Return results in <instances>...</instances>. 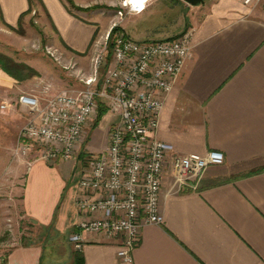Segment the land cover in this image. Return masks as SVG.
Listing matches in <instances>:
<instances>
[{
  "label": "crops",
  "instance_id": "obj_1",
  "mask_svg": "<svg viewBox=\"0 0 264 264\" xmlns=\"http://www.w3.org/2000/svg\"><path fill=\"white\" fill-rule=\"evenodd\" d=\"M42 1L62 42L85 52L109 33L118 18L111 13L122 0H74L84 8L105 7L91 12H71L64 0ZM159 2L149 0L144 11L127 15L120 30L146 41L148 34L132 22ZM165 6L173 23L156 40L191 31L194 53L166 95L155 135L182 155L221 151L224 163L211 165L194 190L169 193L173 179L166 176L164 222L143 227L133 262L126 263L117 255L120 237L86 233L81 250L69 241L79 219L76 159L54 164L40 159L37 150L14 161L10 153L1 155L0 175L24 176V214L45 233L41 244L12 249L6 264H264V169L251 171L264 167V0L254 7L237 0H205L196 6L169 0ZM29 7V0H0V13L12 27ZM0 80L13 84L7 75L0 74ZM19 95L2 111L7 115L3 127L15 126L17 136L26 117L17 116L19 108L26 110L17 103ZM105 118V129L100 124L90 141L96 153L107 146L108 131L118 120L109 113Z\"/></svg>",
  "mask_w": 264,
  "mask_h": 264
},
{
  "label": "built area",
  "instance_id": "obj_2",
  "mask_svg": "<svg viewBox=\"0 0 264 264\" xmlns=\"http://www.w3.org/2000/svg\"><path fill=\"white\" fill-rule=\"evenodd\" d=\"M148 1L122 0L119 21L112 29L127 15L144 11ZM237 1L254 7L263 0ZM109 39L110 32L106 45ZM111 44L110 64L106 66L104 52L94 56L93 75L85 80L84 89H66L47 99L27 93L19 97L30 116L19 131L14 156L24 159L40 149L39 157L49 162L72 160L89 121L101 104L106 105L118 120L110 128L107 146L77 181L79 219L69 240L81 250L86 233L120 237L117 255L132 263L143 227L164 222L161 198L166 176L173 179L169 193L194 190L206 170L224 163L225 157L218 150L182 155L155 135L166 95L193 57L191 31L146 41L118 31ZM8 105L0 104V110Z\"/></svg>",
  "mask_w": 264,
  "mask_h": 264
},
{
  "label": "rangeland",
  "instance_id": "obj_3",
  "mask_svg": "<svg viewBox=\"0 0 264 264\" xmlns=\"http://www.w3.org/2000/svg\"><path fill=\"white\" fill-rule=\"evenodd\" d=\"M64 1L71 12H91L92 10L105 8L99 5L84 8L76 5L74 0L71 4L67 0ZM168 1L162 0L138 20L132 22V26H135L139 32L148 34L147 40L159 39L157 34L172 25L173 14L166 11L165 6ZM116 6L115 13H111V16L117 15V11L121 9V1ZM22 15L18 25L12 27L5 23L0 13V56L28 65L32 72L28 70L25 73L29 76L21 79L4 70L3 63H1L0 74L10 77L13 84L9 85L0 80V104L14 102L19 94V97L27 93L47 99L66 89H84L86 87L85 80L93 75L94 56L104 52L107 60L106 66L110 64L112 60V41L109 39L106 45L105 37L107 33L101 35V38L98 37V40L95 39L85 52H76L65 45L58 36L42 0H32V6ZM118 21L119 19L115 18L111 21V26L113 27L114 23ZM116 28L121 31L119 26ZM8 65L14 70L10 64ZM104 109V116L108 113L113 114L109 108L105 107ZM18 112L19 115L17 116H26L25 122H27L30 116L29 112L20 108ZM2 116L6 117L7 115L0 110V134L4 132V135L0 136V156L10 153L14 161V159H18L14 156L18 136L14 133L15 126H11L8 130L3 127L6 126V122ZM104 116L99 120V107L85 128L79 152L72 159H76L75 178L80 177L88 169L91 160L97 154L93 152V142L90 141H93V132L100 124V129H105L107 118L103 120ZM102 120L103 122L100 123ZM109 132L110 130L108 131V142ZM98 142L101 144L103 137ZM262 168L263 166L260 165V167H254L251 171L262 170ZM15 176V174L0 175V264H6L9 252L15 247L41 244L45 237L44 229L36 228L24 214L21 200L24 176L21 178Z\"/></svg>",
  "mask_w": 264,
  "mask_h": 264
},
{
  "label": "trees",
  "instance_id": "obj_4",
  "mask_svg": "<svg viewBox=\"0 0 264 264\" xmlns=\"http://www.w3.org/2000/svg\"><path fill=\"white\" fill-rule=\"evenodd\" d=\"M67 1L70 4L72 3V0H67ZM29 2H30V6H32V0H29ZM21 16H23V15H21ZM20 19H21V17H20ZM117 31H118V28H116V27L111 30V32H110V40L111 41L113 40L114 35L116 34ZM111 48H112V44H111ZM1 63H3L2 66H3L4 70H7V72L10 73L11 75H14V76L21 78V79L27 78L29 76V74L25 73V72H28V70H30L32 72V69L28 65L17 63V62H15L12 59L7 58V57L0 56V64ZM8 64H10L14 68V70L11 69ZM105 107L108 108L104 104L100 105L99 120L105 115V109H104ZM263 169H264V167L262 168V170ZM258 171H261V170H258ZM78 256L79 255L77 254V258H78ZM82 262H83V259H77V263H82Z\"/></svg>",
  "mask_w": 264,
  "mask_h": 264
},
{
  "label": "water",
  "instance_id": "obj_5",
  "mask_svg": "<svg viewBox=\"0 0 264 264\" xmlns=\"http://www.w3.org/2000/svg\"><path fill=\"white\" fill-rule=\"evenodd\" d=\"M183 1H185L189 5L196 6V5L203 3L205 0H183Z\"/></svg>",
  "mask_w": 264,
  "mask_h": 264
},
{
  "label": "snow or ice",
  "instance_id": "obj_6",
  "mask_svg": "<svg viewBox=\"0 0 264 264\" xmlns=\"http://www.w3.org/2000/svg\"><path fill=\"white\" fill-rule=\"evenodd\" d=\"M133 3H139V0H132Z\"/></svg>",
  "mask_w": 264,
  "mask_h": 264
},
{
  "label": "bare ground",
  "instance_id": "obj_7",
  "mask_svg": "<svg viewBox=\"0 0 264 264\" xmlns=\"http://www.w3.org/2000/svg\"><path fill=\"white\" fill-rule=\"evenodd\" d=\"M128 1L132 2V0H128Z\"/></svg>",
  "mask_w": 264,
  "mask_h": 264
}]
</instances>
